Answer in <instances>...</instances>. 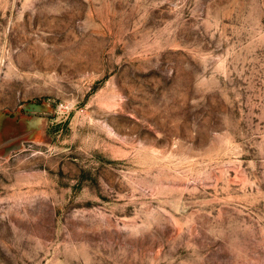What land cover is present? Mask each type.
Wrapping results in <instances>:
<instances>
[{"label": "rangeland", "instance_id": "374dc122", "mask_svg": "<svg viewBox=\"0 0 264 264\" xmlns=\"http://www.w3.org/2000/svg\"><path fill=\"white\" fill-rule=\"evenodd\" d=\"M0 264H264V0H0Z\"/></svg>", "mask_w": 264, "mask_h": 264}]
</instances>
